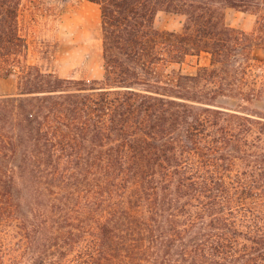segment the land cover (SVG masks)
<instances>
[{"label": "trees", "instance_id": "obj_1", "mask_svg": "<svg viewBox=\"0 0 264 264\" xmlns=\"http://www.w3.org/2000/svg\"><path fill=\"white\" fill-rule=\"evenodd\" d=\"M87 1L101 81L30 64L22 0H0V77L18 79L0 96V227L24 231L18 264H264V112L248 108L264 93V0ZM160 11L183 29H156ZM203 53L195 75H165Z\"/></svg>", "mask_w": 264, "mask_h": 264}, {"label": "rangeland", "instance_id": "obj_2", "mask_svg": "<svg viewBox=\"0 0 264 264\" xmlns=\"http://www.w3.org/2000/svg\"><path fill=\"white\" fill-rule=\"evenodd\" d=\"M260 16L228 9L226 22L237 29L255 32ZM184 22L183 15L160 11L155 28L179 32ZM20 28L28 43L27 59L30 64H36L64 79L103 80L105 71L99 5L87 0H22ZM258 55L264 59V49L258 50ZM210 64L211 57L203 53L188 56L180 64H169L164 68V73L167 76L177 73L195 75L200 68ZM17 91L16 75L0 77V96ZM219 102L227 107L239 104L237 100L229 98H222ZM248 106L251 111L264 112V93ZM18 225L15 221L0 227V264H18L22 257L24 250L18 248L24 231Z\"/></svg>", "mask_w": 264, "mask_h": 264}]
</instances>
